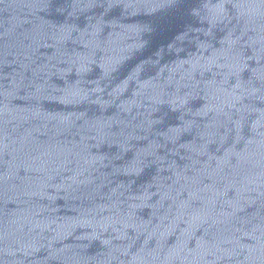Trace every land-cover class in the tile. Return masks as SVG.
<instances>
[{
    "label": "water",
    "instance_id": "water-1",
    "mask_svg": "<svg viewBox=\"0 0 264 264\" xmlns=\"http://www.w3.org/2000/svg\"><path fill=\"white\" fill-rule=\"evenodd\" d=\"M0 264H264V0H0Z\"/></svg>",
    "mask_w": 264,
    "mask_h": 264
}]
</instances>
